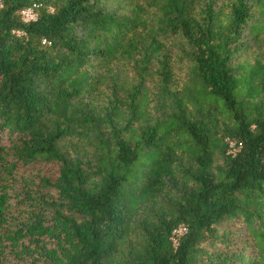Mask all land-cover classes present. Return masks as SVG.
I'll return each instance as SVG.
<instances>
[{"label":"trees","instance_id":"trees-1","mask_svg":"<svg viewBox=\"0 0 264 264\" xmlns=\"http://www.w3.org/2000/svg\"><path fill=\"white\" fill-rule=\"evenodd\" d=\"M0 264H264V0H0Z\"/></svg>","mask_w":264,"mask_h":264},{"label":"built area","instance_id":"built-area-1","mask_svg":"<svg viewBox=\"0 0 264 264\" xmlns=\"http://www.w3.org/2000/svg\"><path fill=\"white\" fill-rule=\"evenodd\" d=\"M23 19L26 22L27 21L34 20V16L32 14V11L31 10L24 11V13H23ZM185 232H186V229L183 226L182 227H179V228H177V229H175V230L172 231V239H171V241H172V244H173L174 247H176V245H177L178 238L182 234H184Z\"/></svg>","mask_w":264,"mask_h":264},{"label":"rangeland","instance_id":"rangeland-1","mask_svg":"<svg viewBox=\"0 0 264 264\" xmlns=\"http://www.w3.org/2000/svg\"><path fill=\"white\" fill-rule=\"evenodd\" d=\"M231 147V145H230ZM231 151V149H229ZM32 169H30L27 172H22L20 171L17 175H16V180L13 183L12 187L10 188L11 192H13V194H17L19 192V190L21 189L22 185L21 182L23 181V178H25L26 176H30Z\"/></svg>","mask_w":264,"mask_h":264}]
</instances>
